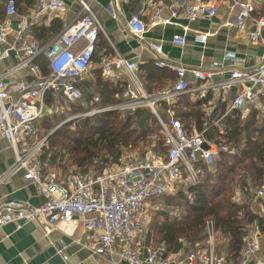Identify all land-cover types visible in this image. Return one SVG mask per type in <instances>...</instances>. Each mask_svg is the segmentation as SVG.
<instances>
[{
    "label": "built area",
    "instance_id": "built-area-1",
    "mask_svg": "<svg viewBox=\"0 0 264 264\" xmlns=\"http://www.w3.org/2000/svg\"><path fill=\"white\" fill-rule=\"evenodd\" d=\"M79 1L83 13L45 45L33 37L32 26L42 25L44 16L64 18L69 10L65 0H36L33 12L16 26L0 23V61L12 53L17 57L13 68L0 77V136L10 142L16 154L14 166L0 178V182L14 172L23 171L24 178L35 183L44 197L38 205L27 200H10L0 205V227L11 224L19 230L27 223L37 222L45 234L50 235L58 228L67 230L81 224L95 241L94 252L107 257L113 264H250L260 249L258 239L250 232L239 261H227L216 251L217 232L212 221L207 225L206 246L192 249L185 258H180L178 253H168L163 244H141L137 238L152 220L154 201L199 184L202 181L200 163L213 166L220 151L215 140L207 137L206 130H189L184 126L174 108L177 98L184 94L195 95L198 100L207 101L205 111L213 114L215 98L220 94L230 98L234 92V99L219 117L237 110L242 118H247L249 107L255 105L257 99L264 98V54L251 70L245 68V57L231 49H224L222 58L212 61L209 67L189 68L170 58L163 40L147 41L150 28L160 23L175 24L180 18L190 23L215 17L219 10L218 0H196L172 10L167 18L162 17L166 7L163 3L154 5L148 21L140 14H133L127 22L129 31L141 42H147L156 67L175 72V82L158 92L148 93L138 79L136 62L127 60L116 49L103 52L99 64L103 76L113 82L124 76L128 79L122 101L92 108L74 117L113 109L135 111L140 106H149L161 123L167 151L125 149L115 159L94 157L88 170L75 166L69 167L65 173H46L40 155L45 148L49 149L48 137L38 139L37 136V124L47 107L46 97L51 92L60 94L64 107L82 100L83 92L77 83L95 65L100 33L107 36L88 2ZM233 1L238 8L233 24L246 32L252 41L264 45V16H254V0ZM113 10L110 4L108 11L116 17ZM6 12L9 17L17 14L15 0H8ZM184 29L189 30V26L185 25ZM11 35L14 37L12 42L9 41ZM209 36V32H196L195 41L205 44ZM172 42L185 45L186 35L175 34ZM40 57L49 62L47 75L40 72L37 63ZM22 70L29 71L32 79L22 82L18 96H14L5 77ZM188 73L192 74L194 84L188 79ZM216 75L222 79L215 81ZM95 100L99 101L100 97L96 96ZM162 103L168 105L166 119L159 112ZM255 194L261 201L260 213L264 214V183ZM189 198L193 199L191 195ZM67 250V244L58 247L66 261L70 258Z\"/></svg>",
    "mask_w": 264,
    "mask_h": 264
},
{
    "label": "trees",
    "instance_id": "trees-1",
    "mask_svg": "<svg viewBox=\"0 0 264 264\" xmlns=\"http://www.w3.org/2000/svg\"><path fill=\"white\" fill-rule=\"evenodd\" d=\"M131 1L133 5V1L138 0ZM4 2L7 4L8 0H0V23H4L7 16ZM15 3L17 13L23 14L24 5H33L36 0H15ZM62 30V21L55 18L50 25H33L31 33L41 45H45ZM110 49L105 36L100 33L95 65L77 83L83 92L82 100L64 107L62 96L51 92L46 97L47 105L77 115L92 108L121 102L128 79L124 76L118 82L108 80L99 65L101 54L109 53ZM37 63L42 74H49L46 58L40 57ZM138 77L148 93L169 87L176 79L172 70L156 67L154 60L138 67ZM96 96L100 97L99 101L95 100ZM206 104V100H192L189 94H184L177 98L174 108L186 128L206 130L207 137L219 145L216 161L213 166L200 163L202 181L199 184L182 188L175 195L156 199L154 203L161 201L164 209L153 214L143 234L146 244H163L168 253L175 254L183 249L190 252L206 246L207 225L212 221L217 232V253L224 255L227 261L237 263L250 233L247 225L257 223L259 232L264 233V214L257 212L249 201L239 202L236 199L239 189L249 196L264 181V116L260 118L259 111L253 109L244 119L234 110L217 123L221 117L217 120L209 117L205 111ZM167 108L166 103L159 106L163 119H166ZM222 108L224 113L227 106ZM56 117L63 124L49 134V149L45 148L40 155L46 173L56 171L49 170L50 167L55 168V164L63 170L70 165L88 170L94 157L110 156L115 159L125 149L167 151L161 123L149 106H140L135 111L108 110L65 123L63 114L58 113ZM47 119L44 115L37 124V128L43 126L47 132L40 136L42 134L38 131V139L44 138L54 128ZM213 167H216L215 172L211 171ZM258 202L261 203L260 200ZM224 240L227 241L223 243Z\"/></svg>",
    "mask_w": 264,
    "mask_h": 264
},
{
    "label": "crops",
    "instance_id": "crops-1",
    "mask_svg": "<svg viewBox=\"0 0 264 264\" xmlns=\"http://www.w3.org/2000/svg\"><path fill=\"white\" fill-rule=\"evenodd\" d=\"M65 1L69 10L64 18H59L63 23V29L79 14L83 13L79 0ZM86 1L100 19L107 33V36L103 35L109 43L110 50L116 49L127 60L136 62L140 66L155 60V57L147 42H141L129 31L128 19L133 14H140L144 20L148 21L156 3L165 4L166 7L163 10L162 17L167 18L171 15L172 10L181 9L196 0H138L135 3L133 1L134 6L131 0ZM254 3V16H264V0H254ZM5 4L6 2H4ZM110 4L114 7L113 11L116 17H113L111 12L108 11ZM35 5L36 3L29 6L24 5L23 14L17 13L12 17L7 15L4 23H11L16 26L25 16L33 12ZM218 6L217 15L211 19H199L189 23L187 20L180 18L175 20V24L160 23L150 28L146 34V39L147 41L163 40L164 48L169 53L170 58L173 61L185 64L189 68L209 67L212 61L222 58L224 49H231L240 56L245 57V68L247 70L253 69L258 64L259 58L264 54V45L252 41L246 32L240 31L233 24L238 13V8L233 0H218ZM53 19L55 18L44 16L42 25H50ZM185 25L189 26V30L185 31ZM196 32H209L208 41L205 44L196 42ZM175 34H185L186 44L173 43L172 37ZM13 40L14 37L11 35L9 41L12 42ZM16 62L15 53L1 60L0 77L10 71ZM187 77L192 84L195 83L191 73H188ZM31 79L30 72L22 70L8 74L5 77V82L12 94L18 96L21 83ZM214 79L219 81L222 77L216 75ZM189 95L192 100H198L195 95ZM210 96L212 97V95ZM234 97V92L230 98L226 94H220L215 98L213 114H209L207 111L206 113L209 117L217 120L223 114L222 106L226 105L228 108ZM253 109H257L259 117L262 118L264 116V98L257 99L255 105L249 107L250 112ZM49 111L50 107L47 105L45 115H48ZM223 119L224 116L219 119V123ZM15 162L16 154L13 147L7 139L0 136V178L11 170ZM23 174V171L14 172L6 180L0 182V205L10 200H27L38 205L44 200L37 185L26 180ZM250 196L248 197L243 190L239 189L236 199L239 202L249 201L257 212H261V203L258 202L255 192L251 193ZM247 226L252 233L251 235L256 237L260 243V249L252 257L250 264L264 262V233L259 232L257 223ZM137 240L141 244H146L144 234H141ZM226 241L224 240L223 243ZM62 243L68 245L67 253L70 258L67 261L58 252V247ZM94 243L91 234L87 233L81 224L71 226L67 230L58 228L50 235L45 234V231L37 222L27 223L19 230H15L13 225L8 224L0 227V264H113L107 257L94 252ZM187 253L183 249L178 252V255L180 258H185Z\"/></svg>",
    "mask_w": 264,
    "mask_h": 264
},
{
    "label": "rangeland",
    "instance_id": "rangeland-1",
    "mask_svg": "<svg viewBox=\"0 0 264 264\" xmlns=\"http://www.w3.org/2000/svg\"><path fill=\"white\" fill-rule=\"evenodd\" d=\"M92 68V67H91ZM146 89V88H145ZM48 107H50V113L48 114V115H46L49 119H47V120H49V122H51V126L52 127H54L53 128V130H51L49 133H48V135H46L47 137L49 136V134H51L56 128H58L59 126H61L62 124H63V122H62V120H60L59 118H57L56 116L58 115V113L59 114H63V118L62 119H64V122L65 121H68V120H72V119H75V115H72L70 112H67V111H65V110H62V109H60V110H57V108L54 106H48ZM39 132H40V134H42V135H40V136H43V135H45V134H47V132H46V130H45V128H43V126L42 127H39ZM68 154L65 156L66 157V159L68 158ZM48 167H50L49 165H48ZM69 167H75V165H70V166H68V168ZM68 168H67V170H68ZM50 169H57L56 171H58V172H62V173H65V172H67V170H63L61 167H59L57 164H55V168H52V167H50L49 168V170ZM215 169H216V167H213L212 168V172H215ZM248 196V195H247ZM248 197H251L250 195L248 196ZM154 208H153V210H152V216H153V214L157 211V210H162V209H164V205H163V203L161 202V201H158L157 200V203H154Z\"/></svg>",
    "mask_w": 264,
    "mask_h": 264
},
{
    "label": "water",
    "instance_id": "water-1",
    "mask_svg": "<svg viewBox=\"0 0 264 264\" xmlns=\"http://www.w3.org/2000/svg\"><path fill=\"white\" fill-rule=\"evenodd\" d=\"M69 121V120H68ZM67 122V121H66ZM65 123V122H64Z\"/></svg>",
    "mask_w": 264,
    "mask_h": 264
}]
</instances>
